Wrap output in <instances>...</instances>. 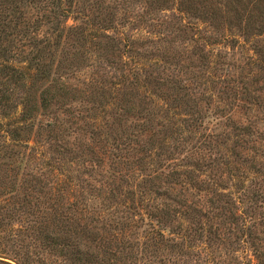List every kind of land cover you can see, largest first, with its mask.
I'll return each mask as SVG.
<instances>
[{
	"label": "rangeland",
	"instance_id": "obj_1",
	"mask_svg": "<svg viewBox=\"0 0 264 264\" xmlns=\"http://www.w3.org/2000/svg\"><path fill=\"white\" fill-rule=\"evenodd\" d=\"M0 214L11 264H264V0H0Z\"/></svg>",
	"mask_w": 264,
	"mask_h": 264
},
{
	"label": "trees",
	"instance_id": "obj_2",
	"mask_svg": "<svg viewBox=\"0 0 264 264\" xmlns=\"http://www.w3.org/2000/svg\"><path fill=\"white\" fill-rule=\"evenodd\" d=\"M106 22H110V20L108 19ZM89 24H92L93 26H95L97 28H103V29H109V28H111L110 25H109V23L108 24H103L102 21H95V22H92L91 21V22H89ZM48 104H49V98H47V95L45 94L41 98V105L44 108H46ZM116 134H117L116 137H121L119 133H116ZM140 160H141V162H145L142 158ZM169 182H171V180L167 179V183H169ZM13 188H14V185L10 186V189H13ZM11 191L12 190L6 191V193L7 192H11ZM27 197L28 196L25 195L22 198H18L16 200L14 199L13 200V204H22V205L24 204V205H29L30 206L32 202L30 200H28ZM31 213L34 214V211L31 212ZM170 213L171 212L168 211L167 209H162L161 211L158 212V214H155L154 216H155V219L158 221L159 218L158 217L156 218L157 215H160L162 218L165 219V218H168V216L170 215ZM2 215L3 216H1V214H0V219L2 217H4V214H2ZM154 216H153V218H154ZM160 236H162V235L160 234ZM1 244L2 243H0V245ZM47 246H50L51 248H56L58 246H61L62 247L59 250H61L63 252L61 256H63L65 258L64 264H115L114 261L107 262L106 260H108V259H102V258H100V259H98V258H80V257H74L72 255H68V252L69 251H64V249L65 250L67 249V246H65V244L62 245L61 242L60 243H57L54 240L53 241H50L49 245H47ZM21 263L22 264H33L32 262L28 263L27 261H23ZM0 264H11V263L0 259Z\"/></svg>",
	"mask_w": 264,
	"mask_h": 264
}]
</instances>
